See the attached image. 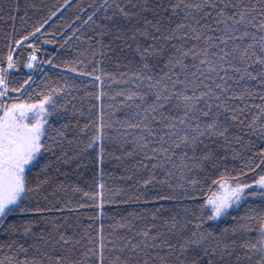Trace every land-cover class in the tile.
<instances>
[{
  "label": "snow or ice",
  "instance_id": "snow-or-ice-1",
  "mask_svg": "<svg viewBox=\"0 0 264 264\" xmlns=\"http://www.w3.org/2000/svg\"><path fill=\"white\" fill-rule=\"evenodd\" d=\"M0 264H264V0H0Z\"/></svg>",
  "mask_w": 264,
  "mask_h": 264
},
{
  "label": "trees",
  "instance_id": "trees-1",
  "mask_svg": "<svg viewBox=\"0 0 264 264\" xmlns=\"http://www.w3.org/2000/svg\"><path fill=\"white\" fill-rule=\"evenodd\" d=\"M45 2L49 5H55L61 2V0H45ZM83 3L84 0H70V3H72L73 5H75L76 3ZM75 7L68 9L67 11H64V19H69V17L75 12ZM59 18V14L57 16V18H54V21L57 20ZM86 46V45H85ZM106 170L108 172H113L114 171V166L113 165H106ZM117 171V175L114 177H106V179L109 181V185L111 186V184L113 183H118L119 182V176L122 175V172H120L119 170ZM85 180H89L88 175L86 174L85 177H82L79 179L78 182H80L81 184H83L85 182ZM90 182V180H89ZM106 207L110 208V209H118V210H123L124 208H130L129 205H107ZM89 214L87 215H83L82 216V220L87 223L90 222L89 221ZM106 223L108 222L107 219L105 221Z\"/></svg>",
  "mask_w": 264,
  "mask_h": 264
}]
</instances>
